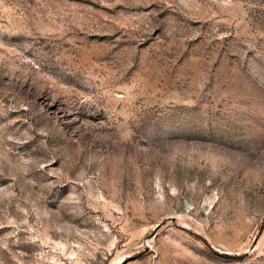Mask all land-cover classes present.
Returning <instances> with one entry per match:
<instances>
[{"label":"rangeland","instance_id":"obj_1","mask_svg":"<svg viewBox=\"0 0 264 264\" xmlns=\"http://www.w3.org/2000/svg\"><path fill=\"white\" fill-rule=\"evenodd\" d=\"M0 264H264V0H0Z\"/></svg>","mask_w":264,"mask_h":264},{"label":"water","instance_id":"obj_2","mask_svg":"<svg viewBox=\"0 0 264 264\" xmlns=\"http://www.w3.org/2000/svg\"><path fill=\"white\" fill-rule=\"evenodd\" d=\"M171 220H174V218H171ZM163 225H164V223H161L160 225H158V226L156 227L154 233L156 234L157 231H158ZM155 234H153V235H155ZM224 255H229V254H224Z\"/></svg>","mask_w":264,"mask_h":264}]
</instances>
